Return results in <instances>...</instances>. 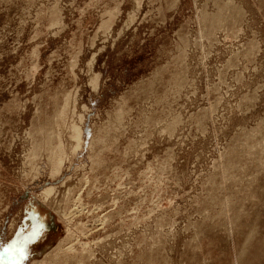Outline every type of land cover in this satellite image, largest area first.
I'll use <instances>...</instances> for the list:
<instances>
[{"label":"rangeland","instance_id":"374dc122","mask_svg":"<svg viewBox=\"0 0 264 264\" xmlns=\"http://www.w3.org/2000/svg\"><path fill=\"white\" fill-rule=\"evenodd\" d=\"M3 264H264V0H0Z\"/></svg>","mask_w":264,"mask_h":264},{"label":"snow or ice","instance_id":"6c2138e0","mask_svg":"<svg viewBox=\"0 0 264 264\" xmlns=\"http://www.w3.org/2000/svg\"><path fill=\"white\" fill-rule=\"evenodd\" d=\"M8 250H5V253L0 254V264H3L4 261H15L17 259H23V251L19 250L18 255L13 254V255H7Z\"/></svg>","mask_w":264,"mask_h":264}]
</instances>
